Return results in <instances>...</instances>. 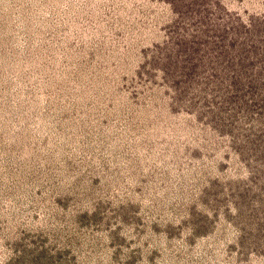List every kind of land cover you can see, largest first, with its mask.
<instances>
[{"label": "rangeland", "instance_id": "obj_1", "mask_svg": "<svg viewBox=\"0 0 264 264\" xmlns=\"http://www.w3.org/2000/svg\"><path fill=\"white\" fill-rule=\"evenodd\" d=\"M0 264H264V0H0Z\"/></svg>", "mask_w": 264, "mask_h": 264}]
</instances>
